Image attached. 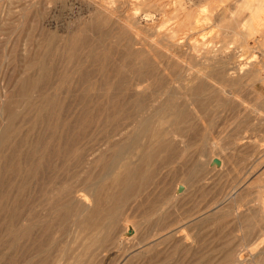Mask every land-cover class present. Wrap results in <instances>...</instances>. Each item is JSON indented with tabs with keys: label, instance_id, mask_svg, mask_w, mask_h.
Segmentation results:
<instances>
[{
	"label": "rangeland",
	"instance_id": "1",
	"mask_svg": "<svg viewBox=\"0 0 264 264\" xmlns=\"http://www.w3.org/2000/svg\"><path fill=\"white\" fill-rule=\"evenodd\" d=\"M243 2L0 0V264H264V22L252 34ZM223 43L211 65L186 53ZM227 54L259 68L229 92L207 76Z\"/></svg>",
	"mask_w": 264,
	"mask_h": 264
},
{
	"label": "bare ground",
	"instance_id": "2",
	"mask_svg": "<svg viewBox=\"0 0 264 264\" xmlns=\"http://www.w3.org/2000/svg\"><path fill=\"white\" fill-rule=\"evenodd\" d=\"M137 1L139 3H144V4H147V2H148V0H137ZM242 7H245V8L250 10V12L248 13V16H246V19H245L246 21H248L250 23V27L252 29L250 32L252 34H255L256 32H259V26L262 27L261 25L264 22V0H244V2L242 3ZM242 10H243V8H242ZM101 11L104 14V16H106V19H103V21H101L102 17L100 16L99 21L102 22V23H105L106 21H109V22H113L112 24L115 25V22L112 20V18H114V10L111 9V8L110 9L103 8V9H101ZM148 16H150V14H146V18L145 19H149ZM99 24H101V23H99ZM119 24L121 26V30L119 31V39H121V41L122 40L125 41L126 44L131 46V50H132L133 56H135L138 59H140L143 65H148V59H147V56H146V52L151 50L150 49L151 45H149L146 42H142V41H138L137 40V35L139 34L138 27L136 26L137 23L134 20H130V19H125L124 18V19H119ZM253 28H256V30H253ZM172 36L174 37L175 35H172ZM185 38H186V36H185ZM182 39H183V37H182ZM138 43H141V44L136 46V44H138ZM157 46H158V44H157ZM183 46H184L183 45V41L181 39L179 40L177 38V39L171 40L170 43H169L170 54L174 55V57H175V55L177 56L178 53L183 49ZM227 48H228V45L223 43V44L219 45V48H215V46L213 48H210V47L207 46V47H204V49L202 50L197 44H192V45H189L186 48V53L188 55L190 54V55L196 56V58H198L200 60V62H202L204 64L211 65L213 62L215 63L214 58H215V56L217 54L220 53V50H222L223 52L226 53V49ZM190 55H189V57H190ZM232 57H233V55H228V54L224 55V57H222V59H220V60H223L222 64L219 66L218 69H216L214 71V74L213 73H211V74L210 73H208V74L205 73V74H207V76L209 78L216 80V82H218L220 84L222 90L225 91V92H227V91L229 92V90H224V87L227 85L228 82H230V79H229L230 76H237L239 78H246V79L252 80L253 77H255L257 75L258 69H259L258 68V64L256 62V57H252L251 59L246 60V62H248L246 64V66H244L241 61L236 63L235 65H233L232 68H233L234 71L230 72L229 70H230L231 66H229V62L232 59ZM193 58H195V57H193ZM241 59H242V57H241ZM163 61H160V63L162 62L163 65H164L163 68L166 69L167 66L165 65V63ZM185 61H186V64L188 66L189 65L191 66V63H190V61H188V59L185 60ZM220 63L221 62L219 61V64ZM181 69L184 70L183 68H181ZM163 72H165V71H163ZM192 75H194V74H192ZM171 77H173V76H171ZM149 78H150V73H146V74H143V75H137V77L133 78L130 81V83H129V87L131 88L132 93L134 95H136V96H141L145 92V90H147V88H148L147 86H145L146 83L144 84V81L148 82L147 80ZM185 78L187 79L189 77H185ZM173 80L177 81V79L175 77H173ZM160 82L162 83L161 79H160ZM170 82H171V80H170ZM210 88L211 87H208V84L205 83L204 81H198L197 84L192 85L190 87V92L192 94L198 95V97H199L201 94L205 93V91H209L210 92L211 91ZM195 99L198 100L197 98H195ZM163 107H164L165 116L171 115L173 117H177L176 120H178L181 116L182 117L185 116V111H184L185 108L178 107L177 105H172L170 102H168V100H167V102H165V105ZM161 120L163 121V120H165V118H162ZM163 133H164V131L158 129V130L153 131L152 135L159 142H161L162 146L168 147V146H170L172 144V141H170L168 139V135H165L164 137H162ZM128 165H129L128 161H124L121 164V166L125 167V169H126V167ZM216 169H217V167H216ZM120 177H121V174H114V175L112 174V178L115 179V181H119ZM98 189H100V188H98ZM81 196H82V194H79V198H81ZM94 217L95 216H93V218ZM93 238H94V233H93Z\"/></svg>",
	"mask_w": 264,
	"mask_h": 264
},
{
	"label": "water",
	"instance_id": "3",
	"mask_svg": "<svg viewBox=\"0 0 264 264\" xmlns=\"http://www.w3.org/2000/svg\"><path fill=\"white\" fill-rule=\"evenodd\" d=\"M214 162H219V159L215 158V159H214Z\"/></svg>",
	"mask_w": 264,
	"mask_h": 264
}]
</instances>
